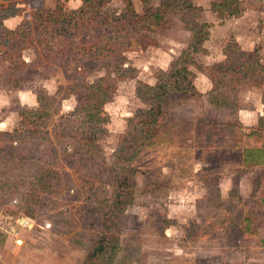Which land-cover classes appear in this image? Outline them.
I'll return each instance as SVG.
<instances>
[{"label":"rangeland","instance_id":"rangeland-1","mask_svg":"<svg viewBox=\"0 0 264 264\" xmlns=\"http://www.w3.org/2000/svg\"><path fill=\"white\" fill-rule=\"evenodd\" d=\"M13 1L21 7L17 21L33 20L37 0H0V7ZM59 1L71 9L82 5V0H45L51 8ZM131 1L143 13L142 1ZM210 1L195 0L210 11L202 19L213 23L206 52L197 55L199 66L193 67L202 96H172L155 142L135 160L134 201L116 226L121 245L115 264H264V163L246 158V150L264 147V112L253 126L252 119L239 116L255 108L259 88H241L234 108L216 104L208 93L209 66L223 58L231 36L245 49L260 47L264 61V0H242V14L227 16H216ZM151 3L159 7L161 0ZM126 4L111 0L104 9L122 11ZM167 20L152 33L156 45L93 65L89 80L120 63L132 67L134 75L120 80L106 103L108 132L94 162L81 161L86 169L73 164L79 161L72 156L74 149L79 151L76 144L65 151L59 146L58 173H52L51 186L40 188L34 176L41 171L34 165L37 158H25V165L9 164L11 145L0 155V264H83L103 231L104 200L114 188L110 166L119 139L128 119L143 106L137 81L153 84L158 71L168 69L191 40L179 12L169 9ZM12 44L7 42L0 51V131L20 126L21 109H37L55 96L50 104L58 111L49 134H70L59 116L74 113L83 102L82 92L67 96L60 111V96L70 85L62 69L56 75L41 70L38 65L48 60L40 63L33 45ZM50 64L51 71L56 64ZM2 145L7 143L0 137ZM86 179H92L93 186L85 188Z\"/></svg>","mask_w":264,"mask_h":264},{"label":"trees","instance_id":"trees-1","mask_svg":"<svg viewBox=\"0 0 264 264\" xmlns=\"http://www.w3.org/2000/svg\"><path fill=\"white\" fill-rule=\"evenodd\" d=\"M37 1L33 20H21L15 28H9L4 21L17 15L16 11L21 7L14 1V5H1L0 51L7 42L19 44L22 41L25 45H33L40 63L45 59L49 64L54 61L56 65L51 71V64L38 66L55 75L62 69L70 84L67 93L60 96V111L67 96L77 90L83 94V102L73 114L59 116L61 125L69 126L70 134L56 133L53 137L49 134L50 122L58 111L50 104L57 100L55 96L49 97L48 102L37 109H21L20 126L12 131H0L1 139L7 143L0 146V155L10 145L13 153L23 152L22 156L10 153L9 164L25 165V158H37L34 165L41 171L34 176L40 188L51 186L52 173H58L59 146L65 151L67 147L74 149L73 144L77 145L79 151L74 149L72 152L73 160H79L73 162L75 167L79 165L86 169V163H82L84 160L94 162V155L100 152V140L108 132L110 117L105 105L115 93L118 82L134 75L132 67L120 63L104 75L89 80L93 65L127 51L146 50L156 45L158 41L152 33L156 26L168 23L169 9L180 13L181 20L191 33L189 44L172 60L168 69L158 71L153 84L137 81L136 94L143 106L138 107L128 119L127 131L119 139L115 160L110 166L114 173V188L111 197L104 200L103 231L83 262L115 264L121 245L116 226L133 203L137 185L134 162L144 148L155 142L166 105L172 96H202L195 83L193 67L199 66L197 55L206 52L205 44L210 39L213 23L201 20L205 8L193 0H161L159 7L153 6L151 0H141L143 13L135 8L131 0H125L127 4L122 11L104 9L111 0H82V5L76 9L66 8L60 1L54 8L47 6L45 0ZM210 7L221 16L241 15L245 9L242 0H211ZM22 61L26 64L24 59ZM209 77L211 88L208 93L220 106L237 107L239 90L243 87L261 89L264 103V61L260 47L245 49L231 36L223 47V58L209 66ZM74 124L79 127H71ZM246 153L247 160L264 163V147L249 149ZM83 182L85 188L87 184H94L92 179ZM14 185L16 190L18 187Z\"/></svg>","mask_w":264,"mask_h":264},{"label":"crops","instance_id":"crops-1","mask_svg":"<svg viewBox=\"0 0 264 264\" xmlns=\"http://www.w3.org/2000/svg\"><path fill=\"white\" fill-rule=\"evenodd\" d=\"M208 1H210V0H208ZM194 2H195V0H194ZM211 2V1H210ZM196 4V3H195ZM199 4H201L204 8H205V10L203 11V13L201 14V20L202 21H204L203 19H202V17L205 15V14H207V13H209L210 11L209 10H207V8H206V6H204V4L203 3H199ZM210 4V3H209ZM211 11L217 16V12H215V11H213L212 9H211ZM212 13V14H213ZM225 16H227V15H225ZM18 19H17V16L15 15V16H11V17H9V18H7L5 21H4V23H5V25L6 26H8L9 28H15V27H17L18 25H19V23L21 22V21H17ZM208 22V21H207ZM211 30H212V28H211ZM211 35V34H210ZM211 81V80H210ZM256 90H258V88H256ZM257 94H258V96L260 97L259 98V100H257V103H255V108L254 109H252L251 111L249 110V115H247V113H243V115H239L241 118H247V119H252L251 121H249V122H251V124H249L250 126H253V125H256L257 124V122H258V120L257 119H259V116L264 112V103H263V100H262V90L261 89H259L258 91H257ZM247 110H245L244 112H246ZM262 116V115H261Z\"/></svg>","mask_w":264,"mask_h":264},{"label":"water","instance_id":"water-1","mask_svg":"<svg viewBox=\"0 0 264 264\" xmlns=\"http://www.w3.org/2000/svg\"><path fill=\"white\" fill-rule=\"evenodd\" d=\"M19 243H22V241H21V240H19Z\"/></svg>","mask_w":264,"mask_h":264}]
</instances>
